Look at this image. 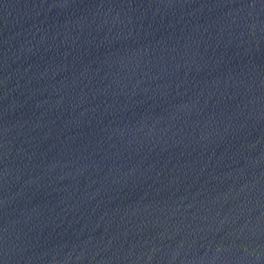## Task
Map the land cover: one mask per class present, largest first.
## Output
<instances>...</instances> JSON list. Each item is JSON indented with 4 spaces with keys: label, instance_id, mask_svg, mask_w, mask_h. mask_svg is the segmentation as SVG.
<instances>
[{
    "label": "water",
    "instance_id": "water-1",
    "mask_svg": "<svg viewBox=\"0 0 264 264\" xmlns=\"http://www.w3.org/2000/svg\"><path fill=\"white\" fill-rule=\"evenodd\" d=\"M0 264H264V0H0Z\"/></svg>",
    "mask_w": 264,
    "mask_h": 264
}]
</instances>
